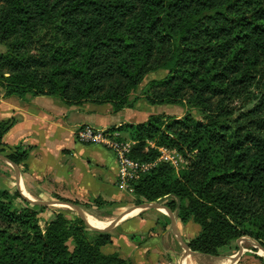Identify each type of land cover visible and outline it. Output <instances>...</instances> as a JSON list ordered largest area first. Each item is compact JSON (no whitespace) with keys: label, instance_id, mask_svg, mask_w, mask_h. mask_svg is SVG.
I'll return each mask as SVG.
<instances>
[{"label":"trees","instance_id":"trees-1","mask_svg":"<svg viewBox=\"0 0 264 264\" xmlns=\"http://www.w3.org/2000/svg\"><path fill=\"white\" fill-rule=\"evenodd\" d=\"M0 45L4 97L111 103L118 112L135 106L130 96L149 74L168 70L150 81L147 101L186 104L187 113L117 130L135 141V160L154 161L167 147L189 164L177 174L159 162L141 174L138 203L169 199L180 222L198 224L185 239L193 251L218 255L243 236L264 247V0H0ZM14 123L0 122V154L21 164L29 147L7 152L3 140ZM45 207L0 187V264H132L110 250L111 232L91 237L79 215L56 212L43 228Z\"/></svg>","mask_w":264,"mask_h":264},{"label":"crops","instance_id":"crops-1","mask_svg":"<svg viewBox=\"0 0 264 264\" xmlns=\"http://www.w3.org/2000/svg\"><path fill=\"white\" fill-rule=\"evenodd\" d=\"M139 109V103L133 108L115 112L111 103L86 101L67 104L58 97L32 94L4 97L0 87V122L15 119L3 138L6 151H12L19 144L29 147L28 157L18 164L20 179L16 168L0 158L6 164L0 165V187L12 192L22 187L33 198H55L59 195L92 205L93 200L100 197L111 203L101 210L115 207L125 213L134 206L129 205L128 192L118 186V165L114 152L100 144L80 142L76 131L84 124L117 129L122 124L135 123L132 120L140 113ZM8 170H14L13 174ZM149 209L140 208L138 213L109 231L113 237L111 251L129 258L132 264H210L200 258L199 252L194 251L192 256H187L183 244L184 254L179 251L176 242L169 246L172 239L174 241L179 236V231L181 234L189 231L194 223L184 224L164 208H155L170 218L159 225L156 218L145 215ZM159 226L158 232L154 228ZM139 235L145 242L135 241L134 237ZM147 236L149 239L146 241ZM236 240L238 250L233 251V243H230L223 255L227 257V262L223 264H242L243 259L253 253L252 244H257L250 236ZM162 248H165L166 258L162 257Z\"/></svg>","mask_w":264,"mask_h":264},{"label":"rangeland","instance_id":"rangeland-1","mask_svg":"<svg viewBox=\"0 0 264 264\" xmlns=\"http://www.w3.org/2000/svg\"><path fill=\"white\" fill-rule=\"evenodd\" d=\"M5 46L4 45H0V52L5 51ZM168 74V70H158L155 72H152L151 74H149L144 81L141 83V85L132 92L131 94V100H134L135 102V106L139 103L140 104V109L139 112L137 114L136 119H133L132 122L135 123H139V122H144L146 120H148L149 116L152 114H165V115H169V116H175L178 118L183 117L187 111L190 109L186 104H161V105H153L150 102L147 101V96L148 94H150V90H149V83L152 79H160L165 77ZM192 113L196 116V110H192ZM189 164V162H188ZM0 165L4 166L6 165L5 163L0 161ZM13 169V168H12ZM10 173L13 174L12 171L14 170H8ZM179 174V173H177ZM128 192L129 195V205L130 206H136L138 205V200L137 197L135 196L134 192ZM36 199H42V200H53L56 199L54 197H46V198H36ZM169 199L163 200L162 202L160 201H153V202H157V203H161L162 205H164V203H167ZM17 203L19 205H21L23 202L22 200L18 199ZM81 206L82 209L85 210V212H90L93 215L97 216L98 218L102 219V221H113V218H117L118 216L121 215V213L123 211L117 210L114 208H109L107 207L104 210H99V209H93V208H89V207H85L82 205ZM140 208H135L133 209L131 212H129L126 216L125 219L132 216L131 213L135 212L138 213L140 210ZM162 209V208H161ZM128 211V210H127ZM56 212H62L64 213L67 217L69 218H74L75 216L79 215L78 212L75 210V208L67 206V205H50V206H46L44 212H42L40 214V225L44 228L46 226V223L49 221L50 218H52L54 216V214ZM168 213V212H167ZM165 213V214H167ZM169 214V213H168ZM167 214V217L164 216L162 214L161 211H159L158 209L155 208H150L145 215L147 216H151L156 218V220L159 222L158 224L161 225L163 224L164 221L169 220V215ZM174 216H177V211L173 212ZM134 215V214H133ZM88 219V217H87ZM89 220V219H88ZM89 222L91 223V221L89 220ZM192 223H194L193 221H190ZM93 225H95L94 223H91ZM169 225V224H168ZM97 226V225H95ZM158 226V225H157ZM100 227V226H98ZM192 229H190L189 231L186 230L185 233L181 234L179 231V236L176 238V240L169 243L171 245L169 246H173V243H177L176 246L179 249L180 252H182V254H184V250H183V246H182V242H185V239H189L194 237L198 231L200 230V226L196 223L192 224ZM194 227V228H193ZM156 229V231H160V226L154 228ZM89 235L91 237L94 236V230L92 228H89ZM252 238V237H251ZM136 242H145V240L143 241V239L141 238V235L134 237ZM149 239V237L147 236L146 241ZM254 239V238H253ZM256 241L257 244L254 243V245L252 244V252L248 255L247 258L243 259L242 264H264V257L261 258L260 255H263V250L260 249V247H258V241L256 239H254ZM186 243V242H185ZM232 244V250L233 251H237L238 250V243L237 240L235 242H231ZM230 245L224 246L219 250V254L218 255H208V254H202L200 255V258H202L204 261L209 262L210 264H223L225 263V261L227 260L225 257H223V255L226 253V250L228 249ZM186 251V250H185ZM188 252V251H187ZM162 257L166 258V251L165 248H162ZM257 259V260H256ZM231 260V259H229ZM259 260V261H258ZM132 261V260H131ZM227 262V261H226Z\"/></svg>","mask_w":264,"mask_h":264},{"label":"built area","instance_id":"built-area-1","mask_svg":"<svg viewBox=\"0 0 264 264\" xmlns=\"http://www.w3.org/2000/svg\"><path fill=\"white\" fill-rule=\"evenodd\" d=\"M76 135L82 143L100 144L114 152L118 165V186L129 192H134L133 181L157 166L159 162L171 164L177 173L188 165V161L180 152L167 147L158 148L160 156L154 161L141 162L133 159L131 152L135 141L123 139L121 132L117 129H103L91 124H84L77 129ZM149 143L156 147L153 141Z\"/></svg>","mask_w":264,"mask_h":264},{"label":"water","instance_id":"water-1","mask_svg":"<svg viewBox=\"0 0 264 264\" xmlns=\"http://www.w3.org/2000/svg\"><path fill=\"white\" fill-rule=\"evenodd\" d=\"M0 158L7 161L8 163H10L11 165H13L16 168L17 173H18V177L20 179V169H19L18 164H16L15 162H13L11 159H9L7 156H5L3 154H0ZM19 190L21 191V193L23 194V196L26 200H28L32 203L38 204V205H43V206L54 205L55 206L57 204H61V205H67V206L75 208V210L78 212L79 216L85 220V222L87 223L89 228H92L94 230L101 231V232L111 231L114 227L118 226L125 219V216L129 212H131L135 208H164L169 213V215H171V216L173 215V211H171L170 208L162 205L161 203L143 202V203H140V204L134 206L133 208L129 209L128 211H125V213H122L119 217H117L115 220H113L112 223H110L109 225H106L105 227H98V226H95L89 222V220L87 219V217L83 213L84 209H82L81 206H79L78 204H75V203L70 202V201H63L60 199H53V200L36 199V198H33V197L26 195L23 192L22 187H20ZM173 221H175V220H173ZM182 244L184 245V247L188 251L187 256H192L193 253L196 252V251L194 252L185 242H182ZM258 246L263 250V256H264V247H262V245L260 243H258Z\"/></svg>","mask_w":264,"mask_h":264},{"label":"bare ground","instance_id":"bare-ground-1","mask_svg":"<svg viewBox=\"0 0 264 264\" xmlns=\"http://www.w3.org/2000/svg\"><path fill=\"white\" fill-rule=\"evenodd\" d=\"M23 192L26 194V195H28V196H30L25 190H23ZM31 197V196H30ZM58 205V204H57ZM140 210V209H139ZM84 215L86 216V217H88V219L91 221V223H94L95 225H97V226H100V227H105L106 225H109L110 223H112V221H102V219H100V218H98L97 216H95V215H93L92 213H90V212H85V210H84ZM134 213H136V212H133L131 215H133Z\"/></svg>","mask_w":264,"mask_h":264}]
</instances>
